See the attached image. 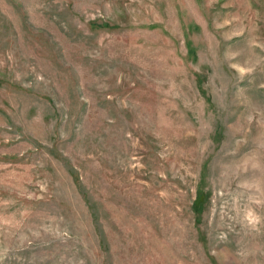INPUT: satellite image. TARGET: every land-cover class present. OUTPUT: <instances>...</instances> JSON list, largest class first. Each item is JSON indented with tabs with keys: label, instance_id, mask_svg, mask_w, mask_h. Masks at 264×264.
<instances>
[{
	"label": "rangeland",
	"instance_id": "374dc122",
	"mask_svg": "<svg viewBox=\"0 0 264 264\" xmlns=\"http://www.w3.org/2000/svg\"><path fill=\"white\" fill-rule=\"evenodd\" d=\"M0 264H264V0H0Z\"/></svg>",
	"mask_w": 264,
	"mask_h": 264
}]
</instances>
